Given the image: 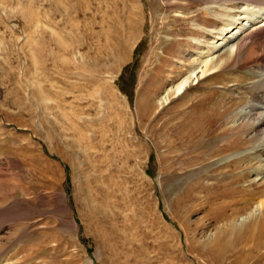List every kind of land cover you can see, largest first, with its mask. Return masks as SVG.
<instances>
[{
  "label": "rangeland",
  "instance_id": "rangeland-1",
  "mask_svg": "<svg viewBox=\"0 0 264 264\" xmlns=\"http://www.w3.org/2000/svg\"><path fill=\"white\" fill-rule=\"evenodd\" d=\"M214 1L0 0V264H264L243 115L264 54L160 101Z\"/></svg>",
  "mask_w": 264,
  "mask_h": 264
},
{
  "label": "bare ground",
  "instance_id": "bare-ground-1",
  "mask_svg": "<svg viewBox=\"0 0 264 264\" xmlns=\"http://www.w3.org/2000/svg\"><path fill=\"white\" fill-rule=\"evenodd\" d=\"M229 2L235 3L237 9L235 10L234 6L230 7V5H228ZM212 4L214 5L213 7L217 5L216 7H219L221 10L220 12H222H217V15H215L217 16L216 18L220 20L219 22H221L222 28L218 31H215L213 29L208 30L211 41L206 43V51L197 55L198 58L195 61V65L189 71L187 77L180 81L176 86H172L167 89V91L161 97L160 101H162V103H166L170 98V92H173V95L182 93L190 80L195 81L196 79L203 76L206 72L225 65L227 62H230L233 55L238 56V54L244 49V53H246V55L243 58L247 60H252L257 56L264 54V43L260 42V38L255 37V39L251 40L250 43L248 41L250 38H252V34L254 32L256 33L260 30L264 31V0H222V2L219 3L214 1L212 2ZM262 34L264 36L263 32ZM258 69L259 79L257 77L256 80L251 83L250 88L259 93L260 97L258 99H255V101L253 100V102L250 103L249 111H245L246 113L243 114L246 118L252 121V127L256 129V133L254 135V140L252 143L253 151L250 152L252 154L251 156L258 159V161L254 162L250 166L251 170H254V172L256 173L259 172L260 166H262V169H264V159H262L264 155V67L259 66ZM250 187L254 190L261 191L257 193L260 198L257 201L256 206L254 205V207H256L254 209L259 210L260 214L255 216V213H250L251 218L254 219V222L252 223H255L254 226L257 228L255 230L249 229L248 231V236L250 238H253V236H257L254 238V242H252L251 244V249L255 250L258 249L262 244V239L260 240V238H262L264 235V212H260L262 209L264 210V181L260 183L252 181L250 182ZM252 226L253 225H251V227ZM226 229L232 232L234 226L230 225ZM224 234H219L218 238L215 240V244H217L219 239L221 240L222 238L226 237V234ZM243 245L245 246L246 244Z\"/></svg>",
  "mask_w": 264,
  "mask_h": 264
}]
</instances>
